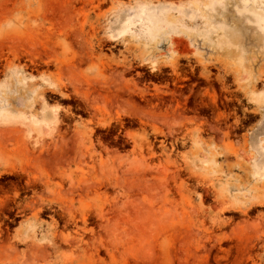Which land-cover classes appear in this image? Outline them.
<instances>
[{"label": "rangeland", "instance_id": "1", "mask_svg": "<svg viewBox=\"0 0 264 264\" xmlns=\"http://www.w3.org/2000/svg\"><path fill=\"white\" fill-rule=\"evenodd\" d=\"M0 264H264V0H0Z\"/></svg>", "mask_w": 264, "mask_h": 264}, {"label": "bare ground", "instance_id": "2", "mask_svg": "<svg viewBox=\"0 0 264 264\" xmlns=\"http://www.w3.org/2000/svg\"><path fill=\"white\" fill-rule=\"evenodd\" d=\"M258 15H259V14H256V16H258ZM256 16H255V17H256Z\"/></svg>", "mask_w": 264, "mask_h": 264}]
</instances>
